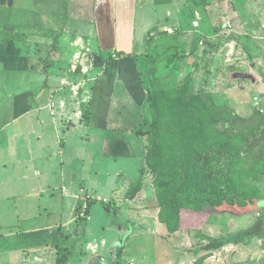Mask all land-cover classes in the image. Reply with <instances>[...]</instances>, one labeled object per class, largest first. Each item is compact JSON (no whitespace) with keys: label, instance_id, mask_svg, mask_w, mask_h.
Here are the masks:
<instances>
[{"label":"rangeland","instance_id":"1","mask_svg":"<svg viewBox=\"0 0 264 264\" xmlns=\"http://www.w3.org/2000/svg\"><path fill=\"white\" fill-rule=\"evenodd\" d=\"M158 1H154L159 12L157 20L154 13L145 10L144 21L153 26L132 56L153 98L145 103L147 120L143 123L152 124L151 134L142 138L147 155L141 162L143 178L153 188L149 197L143 196L149 200L144 208L146 217L140 222H125L114 208L105 211L104 206L111 205L109 201L97 202L91 210L86 239L96 235L98 242V237L104 235L112 252L128 236L129 250L134 254L119 264H207L209 260L210 264H261L264 222L256 203L264 198V175L257 177L264 171V0ZM168 35L176 36L186 51L197 36L201 42L194 55L180 60L173 53L145 60L147 39L156 42ZM44 48L38 51L40 58H44ZM76 56L73 52L71 57ZM88 132L91 139L99 136L95 130ZM95 143L88 146L89 153H95L94 148L101 144L100 140ZM243 148L250 155L230 159L233 151ZM120 165L121 161L110 164L105 160L95 174L96 166L88 159L84 185L111 200L115 194L108 184L119 186L124 177L109 178L107 172L115 173ZM126 173L137 177L136 173ZM189 190L211 197L236 194L253 200L245 206L223 205L222 210L227 211L224 214H198L187 206L185 192ZM19 193V210L33 214L37 210L22 204L35 203V207L53 212L51 224L59 223L60 189L48 206L39 196H29L31 189H19ZM136 210L142 211L140 207ZM158 222L167 226L168 233L163 225L156 227ZM102 224H107L108 231L96 234ZM74 226L76 230L77 223ZM240 229L248 230V245H234L217 255L202 249L211 240ZM106 247L97 246L95 254L85 252L90 258L95 256L88 264H106L100 254ZM139 248L141 251L136 252Z\"/></svg>","mask_w":264,"mask_h":264},{"label":"crops","instance_id":"2","mask_svg":"<svg viewBox=\"0 0 264 264\" xmlns=\"http://www.w3.org/2000/svg\"><path fill=\"white\" fill-rule=\"evenodd\" d=\"M154 1L0 0V264H40L39 255L25 257V253L44 250L52 243L57 226L64 235L72 234L88 201H109L125 222L146 217L144 208L149 200L143 196L153 192L149 180L143 178L135 196L126 197L129 180L139 177L142 140L140 143L131 133L123 132L147 119L141 76L132 56L106 66L101 59L111 53H137L147 29L153 26L145 23V10L158 18ZM61 32L56 48H51L54 35ZM42 47H48L43 49L44 58L38 55ZM73 52H77L75 58ZM86 110L91 113L89 123L82 114ZM88 130L99 133V139H91ZM97 140L100 146L89 153L88 146ZM88 159L96 166L95 174L105 160L110 164L121 161L115 173L107 172L109 178L124 177L119 186L108 184L115 194L111 200L84 185ZM19 189H31L29 196H39L45 206L60 189L59 223L51 224L53 212L35 207V203L22 204L37 210L33 214L19 210ZM93 206L78 234L69 238L71 254L64 264H88L91 258L85 252L95 254L97 246H107L100 254L106 264H113L104 235L98 242L96 235L86 239ZM66 211L68 217H63ZM162 225L158 222L156 227ZM106 231L107 224H102L96 234ZM129 244L130 239L120 263L134 254ZM232 247L209 253L217 255ZM105 253L110 256L104 257Z\"/></svg>","mask_w":264,"mask_h":264},{"label":"trees","instance_id":"3","mask_svg":"<svg viewBox=\"0 0 264 264\" xmlns=\"http://www.w3.org/2000/svg\"><path fill=\"white\" fill-rule=\"evenodd\" d=\"M156 4H158V0H155ZM61 33H56L53 37L52 40V47L51 48H56L58 44V40L61 37ZM187 34H183V37H186ZM194 37V36H193ZM178 38L174 35H168L165 36V38H160V40H157L156 42L149 38L146 42L147 47H146V52H144L143 56L145 60H149L152 55H156L159 57L165 56L168 53H173L174 56L180 60L186 57H189L190 55H194L195 52L197 51L198 45L201 42V37L197 36L195 40L190 41L189 46L190 50L186 51L185 44H179L177 41ZM177 41V43L175 42ZM181 47V48H180ZM134 56V54H126L122 52H117V53H111L107 58L101 59V63L103 66H106L110 62H116L122 58L125 57H131ZM140 74V73H139ZM143 89L146 94V102H150L153 100L152 98V93L148 89L147 86L144 85L142 81ZM83 118L86 120V123H89L91 113L89 110L84 111L83 113ZM234 116V114H231ZM147 119L144 117V122ZM227 124L229 125L230 119L226 121ZM152 124H143L136 126L132 129L128 130H123V132H129L133 135L134 138H136L140 143L143 137L149 136L151 134V126ZM258 131L260 130L261 126H257ZM249 144V143H247ZM144 149L145 147L142 146V159L146 158L144 154ZM241 154L244 156L250 155V151H246L245 148L242 150H236L233 151L230 154V159L235 160V159H242ZM264 171L261 174H258L257 177L263 176ZM143 183V166H140L139 169V177L137 179L131 180L130 185L126 194V197L128 199H132L135 194L139 191L141 185ZM186 193V198H187V206L194 212L198 214H224L227 211L222 210L223 205H228V206H236V205H241L245 206L249 203H252V198H243L239 197L236 194H232L229 196H224V195H219L215 197H211L208 195H202L196 193L194 190H189ZM264 199V198H263ZM96 201H88L87 205L83 211L82 216H79L76 220L77 223V228L76 230L70 234V235H64L61 231V227L57 226L55 228L54 235L52 237V243L47 244L45 246V249L42 251H36V252H27L25 253V257L27 256H32L33 258H36L38 255L41 259L40 264H64L70 253V250L67 246L68 240L71 236L77 235L78 234V229L79 226L81 225L82 221H85L87 217L89 216V211L92 205H94ZM104 209L106 212H110L112 207L111 206H104ZM230 213V212H229ZM231 214V213H230ZM160 221L162 220L161 215H159ZM167 227V226H166ZM258 236L259 238H263L261 235H255ZM251 236L248 235V230L247 229H240L238 231L232 232L228 235L221 236L218 238H215L211 240L208 244H206L202 249L206 251H215L218 250L226 245H248L249 244V239ZM129 239V237H125L121 243L115 249L111 252L112 256V262L113 264H119V261L121 259L122 252L125 247L126 241ZM95 256H93L90 259V262L94 259ZM43 259L47 261H43ZM96 260V259H95ZM89 262V263H90ZM100 263H103L102 260L100 259ZM264 264V261L261 263Z\"/></svg>","mask_w":264,"mask_h":264},{"label":"water","instance_id":"4","mask_svg":"<svg viewBox=\"0 0 264 264\" xmlns=\"http://www.w3.org/2000/svg\"><path fill=\"white\" fill-rule=\"evenodd\" d=\"M256 205H257V207L259 208V209H261V210H263V222H264V199H262V200H259L257 203H256Z\"/></svg>","mask_w":264,"mask_h":264},{"label":"flooded vegetation","instance_id":"5","mask_svg":"<svg viewBox=\"0 0 264 264\" xmlns=\"http://www.w3.org/2000/svg\"><path fill=\"white\" fill-rule=\"evenodd\" d=\"M262 200V199H261ZM262 211V216H263V210H261Z\"/></svg>","mask_w":264,"mask_h":264},{"label":"built area","instance_id":"6","mask_svg":"<svg viewBox=\"0 0 264 264\" xmlns=\"http://www.w3.org/2000/svg\"><path fill=\"white\" fill-rule=\"evenodd\" d=\"M195 25H196V23H195Z\"/></svg>","mask_w":264,"mask_h":264}]
</instances>
